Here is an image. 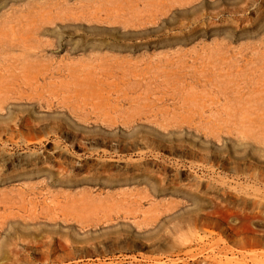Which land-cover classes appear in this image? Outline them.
I'll return each instance as SVG.
<instances>
[{
    "label": "rangeland",
    "instance_id": "obj_1",
    "mask_svg": "<svg viewBox=\"0 0 264 264\" xmlns=\"http://www.w3.org/2000/svg\"><path fill=\"white\" fill-rule=\"evenodd\" d=\"M0 264H264V0H0Z\"/></svg>",
    "mask_w": 264,
    "mask_h": 264
},
{
    "label": "bare ground",
    "instance_id": "obj_2",
    "mask_svg": "<svg viewBox=\"0 0 264 264\" xmlns=\"http://www.w3.org/2000/svg\"><path fill=\"white\" fill-rule=\"evenodd\" d=\"M88 195V197L92 200H95L97 199L98 197L97 196H94L92 193H88L86 194ZM108 197H112L111 195H106V197L104 198H98V200L100 201H104L106 198ZM125 199V198H124ZM127 200V199H126ZM119 203L121 202V199H118ZM128 201V200H127ZM129 202V201H128ZM132 204V202H129ZM134 207V206H133ZM131 207V208H133ZM124 210V214H132L133 210L135 209V207L133 208V210H130L129 207H124L122 208ZM122 214V210L121 208H117L116 206H108L107 208H103L102 210H95L93 211L92 213L89 214V217L87 219V221H91V220H101V219H104V220H108V219H111L113 217V215H121ZM84 221V220H83ZM95 223V222H93ZM90 224V223H89ZM147 244V242H145Z\"/></svg>",
    "mask_w": 264,
    "mask_h": 264
}]
</instances>
